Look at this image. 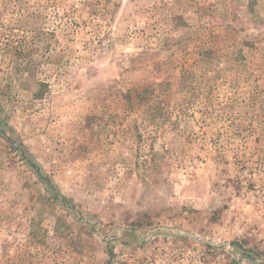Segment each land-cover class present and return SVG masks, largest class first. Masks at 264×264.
I'll list each match as a JSON object with an SVG mask.
<instances>
[{"label":"rangeland","instance_id":"rangeland-1","mask_svg":"<svg viewBox=\"0 0 264 264\" xmlns=\"http://www.w3.org/2000/svg\"><path fill=\"white\" fill-rule=\"evenodd\" d=\"M0 264H264V0H0Z\"/></svg>","mask_w":264,"mask_h":264}]
</instances>
